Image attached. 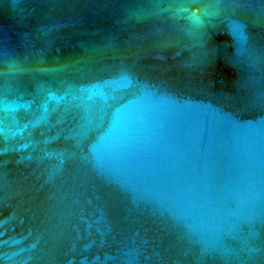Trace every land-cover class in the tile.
<instances>
[{"label":"water","instance_id":"1","mask_svg":"<svg viewBox=\"0 0 264 264\" xmlns=\"http://www.w3.org/2000/svg\"><path fill=\"white\" fill-rule=\"evenodd\" d=\"M0 264H264V0H0Z\"/></svg>","mask_w":264,"mask_h":264}]
</instances>
